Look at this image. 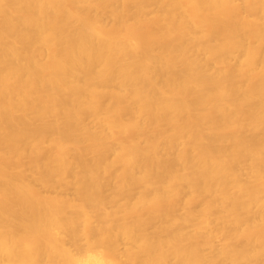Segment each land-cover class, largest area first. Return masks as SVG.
<instances>
[{"label":"bare ground","instance_id":"bare-ground-1","mask_svg":"<svg viewBox=\"0 0 264 264\" xmlns=\"http://www.w3.org/2000/svg\"><path fill=\"white\" fill-rule=\"evenodd\" d=\"M0 264H264V0H0Z\"/></svg>","mask_w":264,"mask_h":264}]
</instances>
